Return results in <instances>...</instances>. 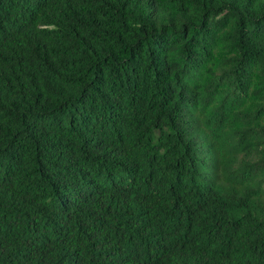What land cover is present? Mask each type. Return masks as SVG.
<instances>
[{"label": "trees", "instance_id": "16d2710c", "mask_svg": "<svg viewBox=\"0 0 264 264\" xmlns=\"http://www.w3.org/2000/svg\"><path fill=\"white\" fill-rule=\"evenodd\" d=\"M0 264H264V0H0Z\"/></svg>", "mask_w": 264, "mask_h": 264}]
</instances>
